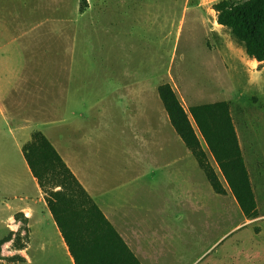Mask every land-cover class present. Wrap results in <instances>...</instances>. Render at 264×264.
I'll return each mask as SVG.
<instances>
[{"label": "rangeland", "instance_id": "obj_1", "mask_svg": "<svg viewBox=\"0 0 264 264\" xmlns=\"http://www.w3.org/2000/svg\"><path fill=\"white\" fill-rule=\"evenodd\" d=\"M219 1L87 0L88 6L81 10L82 0H0V57H13L1 68L14 69V62L18 65L14 57L22 55L24 70L37 73L38 87L48 82L64 86L71 73L84 70L90 77L87 81L103 89L101 133L117 135L119 150L126 148L124 137L131 133L126 120L134 112L144 111L150 120L163 117L160 86L169 85L177 95L199 137L203 162L214 171L224 193L215 191L221 196H212V184L199 162L193 183L198 186L199 213L192 222L199 233L190 234V221H184L187 233L168 236L163 252L166 264H264V62L251 61L245 44L218 23L215 4ZM131 89L136 100H130ZM40 95L38 101H46L47 95ZM26 97L20 89L8 108L0 109V264L21 260L18 213L9 214L8 205L18 206L16 119L18 112L25 113L18 100ZM53 97L61 102L64 95ZM223 101L230 106L241 141L257 220H247L233 204L236 197L191 114L196 105ZM39 106L31 111L35 118L62 119L59 107ZM167 117V133H175L168 112ZM35 133L44 135L40 130ZM136 143L139 149L143 145V141ZM185 163H180L184 191L191 180ZM174 225L168 220L167 226Z\"/></svg>", "mask_w": 264, "mask_h": 264}, {"label": "crops", "instance_id": "obj_2", "mask_svg": "<svg viewBox=\"0 0 264 264\" xmlns=\"http://www.w3.org/2000/svg\"><path fill=\"white\" fill-rule=\"evenodd\" d=\"M14 58H18V65L14 62V69L5 70L2 63L11 62L13 57H0V109L8 108L12 95L20 89L28 94L18 100L25 113L18 112L16 119L18 206L8 205L9 214L13 210L18 213V264H137L135 258L140 264H166L163 252L168 236L187 233L184 221H190V234L199 233L192 222L198 220L199 193L197 183H193L200 166L173 126L175 133H167L164 103L162 118L145 119L148 115L144 111L127 118L131 133L123 136L126 148L119 150L117 135L101 133L103 89L94 81L88 82L90 77L84 70L71 73L64 86L48 82L38 87L34 81L37 73L24 70L22 55ZM251 61L260 63L254 58ZM130 91V100H136L134 89ZM55 93L64 95L61 102L53 97ZM40 94L47 95L46 101H38L43 98ZM41 104L51 110L59 107L62 119L35 118L31 111ZM36 130L49 139L126 246L79 198L57 205L61 225L58 223L48 196L61 186L43 188L23 152ZM139 141H143L140 149ZM184 160L191 179L185 191L180 165ZM215 194L212 187V196ZM232 201L241 210L238 201ZM168 220L175 225L167 226Z\"/></svg>", "mask_w": 264, "mask_h": 264}, {"label": "trees", "instance_id": "obj_3", "mask_svg": "<svg viewBox=\"0 0 264 264\" xmlns=\"http://www.w3.org/2000/svg\"><path fill=\"white\" fill-rule=\"evenodd\" d=\"M87 6V0H82L81 10ZM215 10L218 23L230 28L234 36L245 44L247 55L264 62V0H247L241 3L220 0L215 4ZM159 95L172 126L197 156L214 190L223 194V187L216 174L203 162L204 152L199 137L177 95L169 85L160 86ZM191 114L240 208L248 219H256L259 216L255 193L229 104L223 101L196 105L191 108ZM23 152L32 173L43 188L55 179V185L61 186V190L51 191L48 196L50 208L60 225L57 205L71 204L79 198L126 246L45 135L35 133L32 140L24 146ZM131 255L134 257L132 253ZM135 261L140 264L136 258Z\"/></svg>", "mask_w": 264, "mask_h": 264}]
</instances>
